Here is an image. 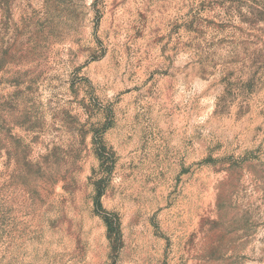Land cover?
Masks as SVG:
<instances>
[{
	"label": "rangeland",
	"instance_id": "374dc122",
	"mask_svg": "<svg viewBox=\"0 0 264 264\" xmlns=\"http://www.w3.org/2000/svg\"><path fill=\"white\" fill-rule=\"evenodd\" d=\"M0 264H264V0H0Z\"/></svg>",
	"mask_w": 264,
	"mask_h": 264
}]
</instances>
